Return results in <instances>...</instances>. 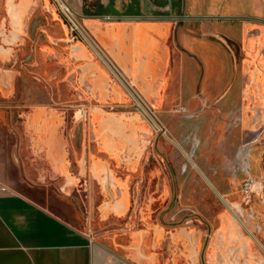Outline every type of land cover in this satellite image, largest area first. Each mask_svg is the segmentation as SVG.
Segmentation results:
<instances>
[{"label": "rangeland", "instance_id": "obj_1", "mask_svg": "<svg viewBox=\"0 0 264 264\" xmlns=\"http://www.w3.org/2000/svg\"><path fill=\"white\" fill-rule=\"evenodd\" d=\"M67 1L81 14L85 37L70 29L54 0H0V79L7 75L16 86L11 94L3 83L0 84V168L18 183L11 184L13 189L87 231L91 237L104 231L113 232L112 239L118 246H130L132 233L161 225L167 229L166 239L176 232L183 235L179 264H193L185 245L195 240L199 242L198 264H213L210 263L213 244L219 251L218 259L227 258L233 264H264V102L259 104L251 89L259 57L264 61V23L198 20L200 36L206 32L202 27L204 22L224 34L230 31L235 34H230L226 41L216 37V41L229 48L237 68L242 70V81L234 88L237 107L215 117L222 123L217 140L199 133L210 107L190 108L181 103L165 107L146 102L123 77L90 26L93 22L106 25L117 20L111 17L113 8L123 15L133 16L145 12L160 13L155 6H166L162 13L167 16L185 15L186 9L190 8L191 13L199 15L223 13L264 18V0ZM18 7L24 11L21 21L14 12ZM100 15L108 17L101 18ZM164 19L177 20L173 17ZM17 21L21 27L16 26ZM240 22L242 40L238 38ZM108 33L116 38L121 36L114 25ZM141 37L144 43L140 47L145 49L148 37ZM174 39L173 29L167 40L172 60L178 56L173 47ZM216 41L208 38L195 49L199 53L216 55L219 52ZM80 42L88 45L108 68L112 79L121 84L128 102L101 101L90 95L87 86L80 81L83 62L76 59L75 54ZM167 61L166 71L171 66L170 57ZM230 79L231 69L219 79L214 77L213 81L203 78L200 84L204 88L212 87L216 92L223 88L224 80ZM35 87L54 94V105L61 107L67 118L66 134L73 154L77 153L84 134V126L76 124V117L84 122L95 108L105 114L138 113L135 116L142 122L139 127L146 129L144 122L148 124L151 132L144 134L142 147L136 153L138 163L134 184H131L132 206L125 216L102 225L98 223L96 212L97 223H92L85 211L88 205L81 184L68 187L67 184H35L38 174L33 175L31 170L48 168L33 156L24 125L30 106L38 102L36 99L28 102L26 97V93ZM230 145L233 148L230 155H223L222 148L227 150ZM23 168L34 180L21 176L22 171L25 173ZM223 226L227 228L224 230ZM104 238L110 240V237ZM170 249L161 250L165 261L170 259Z\"/></svg>", "mask_w": 264, "mask_h": 264}, {"label": "crops", "instance_id": "obj_2", "mask_svg": "<svg viewBox=\"0 0 264 264\" xmlns=\"http://www.w3.org/2000/svg\"><path fill=\"white\" fill-rule=\"evenodd\" d=\"M165 7H154L160 13L145 12L137 15L167 16L162 13ZM189 9H186L185 15H199L191 13ZM182 10L183 8L178 13ZM14 12L21 21L23 8L18 7ZM211 21L218 20H209ZM198 22L195 19H117L106 25L93 22L90 26L123 77L139 91L146 102L165 107L177 103L190 108L202 105L210 107L199 133L202 136L206 133L209 138L217 140L222 123L215 117L237 107L234 88L242 81V70L237 68L235 57L231 56L229 48L216 41V37L225 40L230 39V34H235L231 31L224 34L217 27L209 26V22H204L202 27L206 32L200 36ZM240 23L238 38L242 40V22ZM16 24L21 27L19 21ZM113 25L121 32L118 38L108 33ZM173 29V47L178 51V56L172 60L167 40ZM141 35L148 37L145 49L140 47L144 43ZM208 38L219 44L216 55L206 54L204 51L199 53L195 49H198V43H205ZM75 54L76 59L83 62L80 81L87 86L92 97L116 103L129 101L121 84L112 79L108 68L96 58L86 43L80 42ZM168 57L171 66L166 71ZM258 63L251 89L253 88L259 104H262L264 94L259 89L257 70L260 73L264 70V62L261 63L260 60ZM174 67L175 70H172ZM229 69L232 70V79L224 80V86L220 90L215 92L212 87H201L203 78L212 81L214 77L219 79ZM195 82L197 86L194 85ZM1 83L9 89V93H14L16 86L11 78L4 75L0 79ZM26 97L28 102L35 99L38 101L30 106L31 111L24 122L32 154L36 160L39 159L48 166L47 169L38 167L36 171L31 170L35 173L33 175L38 174L36 183H33L67 184L66 187L81 184L88 205L85 211L92 223H97L96 212L99 214L98 223L102 225L125 216L132 206L131 184H134L133 176L138 163L136 153L142 147L144 134L151 132L148 124L144 122L146 129L139 127L142 122L135 116L138 113L105 114L95 108L90 118L84 122L79 116L76 117V124L84 126V134L77 153L73 154L69 147V136L66 134L67 118L61 107L54 105V94L35 87L26 93ZM232 149L231 145L227 150L223 147L222 151L225 152L222 154L229 156ZM25 168V173L22 171L21 176L34 180ZM11 184L18 183L0 168V264H179L182 257V252L179 251L182 248L181 233L176 232L166 239L167 229L158 225L154 229L132 233L130 246H118L112 239L113 232L104 231L97 237H91L87 231L72 225L28 195L13 189ZM226 228L227 226H223L222 229ZM125 230L127 235L129 228ZM104 237H110V240ZM198 243L195 240L194 243L185 245V248H189L193 264H198L200 260ZM167 247L171 248L170 259L165 261L161 250ZM216 251L213 244L210 263L233 264L227 258H216L219 253Z\"/></svg>", "mask_w": 264, "mask_h": 264}, {"label": "water", "instance_id": "obj_3", "mask_svg": "<svg viewBox=\"0 0 264 264\" xmlns=\"http://www.w3.org/2000/svg\"><path fill=\"white\" fill-rule=\"evenodd\" d=\"M113 18L117 19H130V20H139V19H152V18H170L173 17L175 19H189V20H261L260 18L251 17V16H237V15H180V16H146V15H123L119 10L112 9ZM102 18H106V16H102Z\"/></svg>", "mask_w": 264, "mask_h": 264}, {"label": "built area", "instance_id": "obj_4", "mask_svg": "<svg viewBox=\"0 0 264 264\" xmlns=\"http://www.w3.org/2000/svg\"><path fill=\"white\" fill-rule=\"evenodd\" d=\"M58 5L61 13L63 14L65 20L68 22L70 29L80 35L84 34V27L80 22L79 14L72 8L67 0H54Z\"/></svg>", "mask_w": 264, "mask_h": 264}, {"label": "flooded vegetation", "instance_id": "obj_5", "mask_svg": "<svg viewBox=\"0 0 264 264\" xmlns=\"http://www.w3.org/2000/svg\"><path fill=\"white\" fill-rule=\"evenodd\" d=\"M254 17V16H251ZM256 18H260L261 20H255L257 22H261L264 23V18L263 17H256ZM259 60H261V58L259 57ZM264 62L263 60H261V63ZM259 64V63H258ZM262 73V74H261ZM260 73L259 70H257V82L259 83V89L260 91L264 94V70H262ZM261 74V75H260ZM125 196V195H124Z\"/></svg>", "mask_w": 264, "mask_h": 264}, {"label": "bare ground", "instance_id": "obj_6", "mask_svg": "<svg viewBox=\"0 0 264 264\" xmlns=\"http://www.w3.org/2000/svg\"><path fill=\"white\" fill-rule=\"evenodd\" d=\"M125 121V120H124ZM139 132V131H138Z\"/></svg>", "mask_w": 264, "mask_h": 264}]
</instances>
